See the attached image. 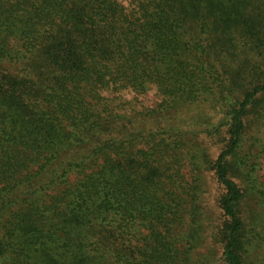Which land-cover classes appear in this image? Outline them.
I'll list each match as a JSON object with an SVG mask.
<instances>
[{"label": "trees", "instance_id": "1", "mask_svg": "<svg viewBox=\"0 0 264 264\" xmlns=\"http://www.w3.org/2000/svg\"><path fill=\"white\" fill-rule=\"evenodd\" d=\"M263 160L264 0H0V264H264Z\"/></svg>", "mask_w": 264, "mask_h": 264}, {"label": "rangeland", "instance_id": "2", "mask_svg": "<svg viewBox=\"0 0 264 264\" xmlns=\"http://www.w3.org/2000/svg\"><path fill=\"white\" fill-rule=\"evenodd\" d=\"M142 99L147 106H153L156 103V98L155 96H153L151 92L145 95ZM260 175L262 179H264V160H263V165H262V170H261Z\"/></svg>", "mask_w": 264, "mask_h": 264}]
</instances>
